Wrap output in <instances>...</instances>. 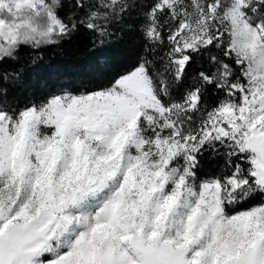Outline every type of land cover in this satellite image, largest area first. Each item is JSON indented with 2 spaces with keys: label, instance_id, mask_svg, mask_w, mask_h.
Masks as SVG:
<instances>
[{
  "label": "snow or ice",
  "instance_id": "snow-or-ice-1",
  "mask_svg": "<svg viewBox=\"0 0 264 264\" xmlns=\"http://www.w3.org/2000/svg\"><path fill=\"white\" fill-rule=\"evenodd\" d=\"M81 32L142 54L18 101ZM0 264H264V0H0Z\"/></svg>",
  "mask_w": 264,
  "mask_h": 264
},
{
  "label": "trees",
  "instance_id": "trees-1",
  "mask_svg": "<svg viewBox=\"0 0 264 264\" xmlns=\"http://www.w3.org/2000/svg\"><path fill=\"white\" fill-rule=\"evenodd\" d=\"M94 42L95 37L90 33L81 32L70 42L41 51L33 63L28 60L33 59L35 53L22 61L28 86L15 94L17 100L26 101L33 93H41L44 84L54 89L69 86L74 80L79 83V78L89 68L104 63L113 69L126 67L142 54L143 41L135 34L112 37L98 49L92 48ZM214 166L210 165L209 170Z\"/></svg>",
  "mask_w": 264,
  "mask_h": 264
},
{
  "label": "rangeland",
  "instance_id": "rangeland-1",
  "mask_svg": "<svg viewBox=\"0 0 264 264\" xmlns=\"http://www.w3.org/2000/svg\"><path fill=\"white\" fill-rule=\"evenodd\" d=\"M63 86V85H62ZM57 87H60V86H57ZM211 170V169H210Z\"/></svg>",
  "mask_w": 264,
  "mask_h": 264
}]
</instances>
